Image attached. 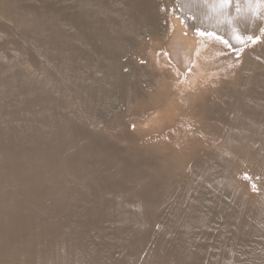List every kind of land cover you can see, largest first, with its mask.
<instances>
[{
  "label": "bare ground",
  "instance_id": "6f19581e",
  "mask_svg": "<svg viewBox=\"0 0 264 264\" xmlns=\"http://www.w3.org/2000/svg\"><path fill=\"white\" fill-rule=\"evenodd\" d=\"M0 264H264V0H0Z\"/></svg>",
  "mask_w": 264,
  "mask_h": 264
},
{
  "label": "rangeland",
  "instance_id": "374dc122",
  "mask_svg": "<svg viewBox=\"0 0 264 264\" xmlns=\"http://www.w3.org/2000/svg\"><path fill=\"white\" fill-rule=\"evenodd\" d=\"M170 15H175V17H174L173 19H181V17H180L179 15L175 14L174 12H170ZM183 32L185 33L186 31L183 30ZM204 46H205V45H204ZM142 56H145V59H139L140 63H141V62L143 63V62H146V61H147L146 53H145V55H142ZM222 64H224L222 61H215L212 65H213V66H217V65H222ZM141 65H142V64H141ZM141 68H142L141 73H142V75H143V73H144V71H145V68L143 67V65L141 66ZM187 69H188V68H187ZM187 69L182 70V73H188L189 69H188V70H187ZM217 69H219V68H217ZM220 70H224V68L221 67ZM200 72H203V70H200ZM186 75H187V74H185V75H181V79H182L183 86H184L182 92L185 93V92L188 91L189 89H195L194 92H193L192 95H191V99H195V100H196V103L199 102V99H200L199 97H201V96L205 95L206 93H208L207 91L210 90V86L213 85L214 80L217 79V77H218V74H214V75L211 77L210 80L206 81V80H202V79H200V80L198 81V83H197V80H198V78L200 77V74H199V73H196V75H194V82H193V84H192V85H187V84L184 83V81H185V79H186ZM143 80H144V77H143ZM196 84H197V85H196ZM198 98H199V99H198ZM197 99H198V100H197ZM190 101H191V100H190ZM191 102L194 103L195 101H191ZM182 107H183V109H184V105H181L180 108H182ZM169 126H171V127H170V131H169V130H168V131L163 130V132L165 131V133H168V134H170V135H171V134L179 135V133H176L178 130H175V128H176V129H180V128H179L180 125L175 126V123H171V124H169ZM131 128H132V127H131ZM165 133H163V134L165 135ZM157 135H158V133H157ZM159 135H161V134H159ZM164 135H162V136H164ZM204 136L207 137V135H204ZM204 136H203V137H204ZM169 141H172V140H169Z\"/></svg>",
  "mask_w": 264,
  "mask_h": 264
},
{
  "label": "snow or ice",
  "instance_id": "6c2138e0",
  "mask_svg": "<svg viewBox=\"0 0 264 264\" xmlns=\"http://www.w3.org/2000/svg\"><path fill=\"white\" fill-rule=\"evenodd\" d=\"M231 0H220V3L221 4H228L230 3ZM196 33L198 36H201V37H212L214 40L216 41H219L223 44H228V41L225 40L222 36H220L219 34L217 33H214V32H209V31H205V30H202V29H195ZM249 39H257V38H253V37H250ZM246 178H247V174H245Z\"/></svg>",
  "mask_w": 264,
  "mask_h": 264
}]
</instances>
